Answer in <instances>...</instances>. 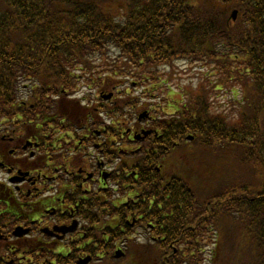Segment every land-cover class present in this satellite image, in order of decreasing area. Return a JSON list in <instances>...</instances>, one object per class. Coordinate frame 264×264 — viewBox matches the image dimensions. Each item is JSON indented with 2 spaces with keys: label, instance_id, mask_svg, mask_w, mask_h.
I'll list each match as a JSON object with an SVG mask.
<instances>
[{
  "label": "trees",
  "instance_id": "obj_1",
  "mask_svg": "<svg viewBox=\"0 0 264 264\" xmlns=\"http://www.w3.org/2000/svg\"><path fill=\"white\" fill-rule=\"evenodd\" d=\"M177 61L212 69L216 80L184 88L161 123L178 130L180 159L159 188H144L154 207H132L165 236L147 243L148 257L163 250L158 264H195L209 244L208 264H264V0H0V119L30 107L18 99L25 79L39 106L95 64L143 84ZM225 86L224 114L207 93Z\"/></svg>",
  "mask_w": 264,
  "mask_h": 264
},
{
  "label": "flooded vegetation",
  "instance_id": "obj_2",
  "mask_svg": "<svg viewBox=\"0 0 264 264\" xmlns=\"http://www.w3.org/2000/svg\"><path fill=\"white\" fill-rule=\"evenodd\" d=\"M91 89L90 101L55 96L44 122L29 118L28 124L2 131L0 158L13 175L14 188L2 183L0 189L8 204L20 206L6 203L9 215L0 217L1 261L32 248L50 253V264H76L87 255L91 264L114 263L111 232L122 236L131 207L145 199L134 186L139 179L134 167L147 142L161 135L151 124L163 119L148 114L144 122L120 129L115 102L100 117L98 81ZM148 129L145 139H133ZM17 225L27 227L28 234L14 236Z\"/></svg>",
  "mask_w": 264,
  "mask_h": 264
},
{
  "label": "rangeland",
  "instance_id": "obj_3",
  "mask_svg": "<svg viewBox=\"0 0 264 264\" xmlns=\"http://www.w3.org/2000/svg\"><path fill=\"white\" fill-rule=\"evenodd\" d=\"M161 72V78L164 79L162 83V88L154 91L149 90L147 91L146 87H150V85H140V86H134L131 85V79H125L124 77H117L115 78V81H113L117 89L125 91L127 88V92L129 96H132L137 99L138 103L144 105V106H151L154 107L157 104H161L165 107V105H169L165 111H169L170 109L174 108L172 103L166 104L164 101H170V102H180L184 100L183 95V89L187 88L192 90L193 92L198 88V85L200 83L207 84L209 80L213 81L216 80V77L213 76L214 71H211L206 68L202 67L200 64L195 65H189L185 63L184 61H177L174 62V65L172 68H165L162 69ZM94 71H97L96 75H100L101 78H103L105 75L101 72L99 69H94ZM100 71V73H99ZM81 73H77V75H80ZM112 84V85H113ZM111 87V85H109ZM228 86H225L223 90L221 91H215L212 93L211 91H208L207 95L210 98L211 102H213V106L215 108H218V111H223L224 114L228 111L227 105L230 103V92L228 91ZM84 91L85 89L82 88ZM24 93V91L19 88V94ZM78 96L82 95V93L79 91ZM126 96V95H123ZM175 109V108H174ZM171 162V161H170ZM170 169H174L172 165H170ZM5 176L4 173L0 172V177ZM141 232L144 234V237L146 238L145 230H141ZM139 240H142V237L139 238ZM227 241H232L231 237L227 238ZM210 247V248H209ZM212 245L205 244L204 249L205 252L203 253V260L200 264L203 263V261L206 258H209V249L212 250ZM230 251V249H228ZM140 257L144 258L143 253H139ZM235 258H229L227 260V264H230L233 262ZM8 261L10 258L7 259Z\"/></svg>",
  "mask_w": 264,
  "mask_h": 264
},
{
  "label": "water",
  "instance_id": "obj_4",
  "mask_svg": "<svg viewBox=\"0 0 264 264\" xmlns=\"http://www.w3.org/2000/svg\"><path fill=\"white\" fill-rule=\"evenodd\" d=\"M85 262V261H84Z\"/></svg>",
  "mask_w": 264,
  "mask_h": 264
}]
</instances>
